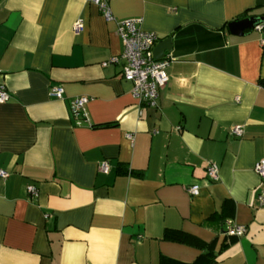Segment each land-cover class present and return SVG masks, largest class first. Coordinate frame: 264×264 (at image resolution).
<instances>
[{
	"label": "crops",
	"instance_id": "crops-1",
	"mask_svg": "<svg viewBox=\"0 0 264 264\" xmlns=\"http://www.w3.org/2000/svg\"><path fill=\"white\" fill-rule=\"evenodd\" d=\"M104 1L116 20L140 19L155 46L171 38L154 108L135 100L122 61L103 65L123 45L92 0H0V264H191L204 253L163 240L166 230L214 242V264H264L253 171L264 159V23L243 37L227 28L264 16V0ZM227 221L246 231L221 249Z\"/></svg>",
	"mask_w": 264,
	"mask_h": 264
},
{
	"label": "built area",
	"instance_id": "built-area-1",
	"mask_svg": "<svg viewBox=\"0 0 264 264\" xmlns=\"http://www.w3.org/2000/svg\"><path fill=\"white\" fill-rule=\"evenodd\" d=\"M92 2L99 8L102 16L107 22L115 23V33L121 39L123 49L119 56L113 57L109 62L104 63L106 66L109 63L122 65V77L132 82V95L135 100L148 108H154L157 105L158 91L164 88L168 82L167 69L173 59L164 58L156 60L153 57V48L158 40L154 33L144 31L140 28V19H126L116 20L104 0H92ZM83 23L78 21L74 24V32L78 33L82 30ZM256 29H260L259 26ZM63 90L60 87H52L50 89V96L55 99H61ZM9 94L4 87L0 86V104L7 102ZM88 102L86 97L74 98L70 103V111L73 117L77 119V125L87 122V113L85 105ZM230 134L235 137H241L243 129L236 125L231 127ZM100 170L104 173L108 172V163L106 161L100 164ZM253 171L262 181L264 180V159L257 162ZM207 177L210 181L217 180L218 167L214 163H210L206 169ZM0 177L6 178L7 173L0 171ZM27 194L31 198L37 196V188L35 186H28ZM198 186H190L186 188V192L191 196L198 194ZM260 205L264 204V196L258 197ZM244 226L235 225L230 221L226 222V235L230 237H238L245 233Z\"/></svg>",
	"mask_w": 264,
	"mask_h": 264
},
{
	"label": "trees",
	"instance_id": "trees-1",
	"mask_svg": "<svg viewBox=\"0 0 264 264\" xmlns=\"http://www.w3.org/2000/svg\"><path fill=\"white\" fill-rule=\"evenodd\" d=\"M246 14H244L245 16ZM120 174H128L126 173V170H119ZM131 175H136L133 173H129ZM226 206V205H225ZM230 239L229 242H227V239H224L221 249H225L230 243L233 241V237H228ZM163 240L171 241V242H176V243H181V244H186L189 246L196 247L200 250H204V253H202L193 263L191 264H214L215 263V256L213 255V248H214V242L211 244H204L200 242L199 240L195 239L194 237H191L187 234H184L180 231L177 230H166L163 234L162 237ZM161 264H180L165 258L161 259Z\"/></svg>",
	"mask_w": 264,
	"mask_h": 264
},
{
	"label": "water",
	"instance_id": "water-1",
	"mask_svg": "<svg viewBox=\"0 0 264 264\" xmlns=\"http://www.w3.org/2000/svg\"><path fill=\"white\" fill-rule=\"evenodd\" d=\"M264 23V16L261 17H248L241 20L230 22L227 25L229 33L232 36L243 37L246 31L256 29L257 26ZM171 50V38L161 41L153 48V57L156 60L164 59L165 52Z\"/></svg>",
	"mask_w": 264,
	"mask_h": 264
}]
</instances>
